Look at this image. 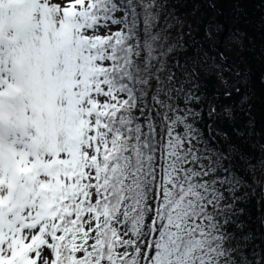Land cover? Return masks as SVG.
I'll use <instances>...</instances> for the list:
<instances>
[{
	"label": "snow or ice",
	"instance_id": "1",
	"mask_svg": "<svg viewBox=\"0 0 264 264\" xmlns=\"http://www.w3.org/2000/svg\"><path fill=\"white\" fill-rule=\"evenodd\" d=\"M175 6L0 0V264H264L239 206L264 229V184L212 132L230 109L169 68Z\"/></svg>",
	"mask_w": 264,
	"mask_h": 264
},
{
	"label": "trees",
	"instance_id": "2",
	"mask_svg": "<svg viewBox=\"0 0 264 264\" xmlns=\"http://www.w3.org/2000/svg\"><path fill=\"white\" fill-rule=\"evenodd\" d=\"M174 14L178 20L186 19L190 26L183 31L172 29L174 51L168 59L175 60V64L170 63L169 68L176 73L177 78L188 69L197 70L196 83L205 94L203 112L206 113L211 104L216 105L218 114L225 107L230 109L229 115L232 118L225 119L219 115V118L212 122V132L221 129L227 131L233 142L239 143L243 152L252 157L251 175L249 169L245 168V161L239 158L234 161L239 174L249 181L251 187L264 184V154L259 150L264 147V29L260 26L261 17L264 16V4L260 3V0H176ZM192 19H195L196 23H191ZM234 30L239 31L242 36L245 33L247 35L242 41H236ZM226 36L228 42L227 47H224ZM234 44L241 46L235 47ZM215 65H220L232 88H218V75L212 71ZM233 68L239 72H235ZM247 71L250 72V77ZM236 87L241 89L239 94L234 91ZM225 92H231L232 95L225 96ZM244 97L250 99L241 103ZM232 108H235L234 116ZM203 120L204 123L208 122L206 114ZM256 121L257 128L253 123ZM234 129L242 131L244 136H237ZM204 134L209 136L210 143L221 149L225 147L223 140L207 130ZM239 206L246 209V215L241 219L245 220L247 229L256 234V251L263 255L256 200L253 198ZM249 242H252L251 236ZM262 243L264 245V229Z\"/></svg>",
	"mask_w": 264,
	"mask_h": 264
},
{
	"label": "rangeland",
	"instance_id": "3",
	"mask_svg": "<svg viewBox=\"0 0 264 264\" xmlns=\"http://www.w3.org/2000/svg\"><path fill=\"white\" fill-rule=\"evenodd\" d=\"M214 34H217V32H214ZM227 42H228V37L226 36V38L224 39V42H223L224 47H227L226 46ZM212 71L218 75V78H219V81H218L219 87L218 88L220 90H228V89L232 88V86L228 82L227 78L223 75V71H221L220 65H215V67ZM215 129L217 130L218 128L215 126Z\"/></svg>",
	"mask_w": 264,
	"mask_h": 264
},
{
	"label": "water",
	"instance_id": "4",
	"mask_svg": "<svg viewBox=\"0 0 264 264\" xmlns=\"http://www.w3.org/2000/svg\"><path fill=\"white\" fill-rule=\"evenodd\" d=\"M223 16V15H222ZM225 30H226V26H225ZM224 34H225V31L223 32V34H222V37L224 36ZM220 48H221V45L219 46ZM223 55V54H222ZM233 70H235L234 68H233ZM235 72H239L238 70H235ZM247 74H248V76L250 77V72L249 71H247ZM249 114L252 116V113H251V111L249 110ZM257 126H258V123H257V121L255 122V128H257ZM259 237H260V246H261V248H262V251H263V255H264V245H263V243H262V228H260V235H259Z\"/></svg>",
	"mask_w": 264,
	"mask_h": 264
}]
</instances>
